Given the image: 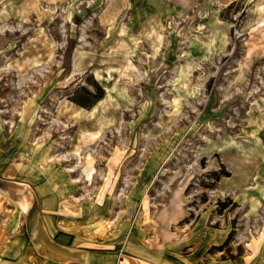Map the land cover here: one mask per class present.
I'll list each match as a JSON object with an SVG mask.
<instances>
[{"label": "rangeland", "instance_id": "1", "mask_svg": "<svg viewBox=\"0 0 264 264\" xmlns=\"http://www.w3.org/2000/svg\"><path fill=\"white\" fill-rule=\"evenodd\" d=\"M49 220L264 264V0H0V264Z\"/></svg>", "mask_w": 264, "mask_h": 264}, {"label": "crops", "instance_id": "2", "mask_svg": "<svg viewBox=\"0 0 264 264\" xmlns=\"http://www.w3.org/2000/svg\"><path fill=\"white\" fill-rule=\"evenodd\" d=\"M50 194L49 191L43 192L42 200H48ZM46 215L48 220L51 216ZM49 224L50 220L47 228L42 229L39 226L36 233H40L37 239L43 240L41 245L47 253V260L55 262V264H198L197 253L177 257L175 252L171 254L163 252L156 258L141 251L127 250L128 252L124 254L123 250L120 253L114 251V244H103L101 239L95 237V232L92 236L87 226L80 222L77 225H67L68 228L61 227L63 229L56 225L54 232L50 229ZM123 249L128 248L125 245ZM201 261V264H239L227 259L216 261L205 258Z\"/></svg>", "mask_w": 264, "mask_h": 264}, {"label": "bare ground", "instance_id": "3", "mask_svg": "<svg viewBox=\"0 0 264 264\" xmlns=\"http://www.w3.org/2000/svg\"><path fill=\"white\" fill-rule=\"evenodd\" d=\"M82 142L84 143V141L82 140ZM93 161H94V159H93V157H92V155L91 154H85L84 155V159H83V164H82V168H83V172H84V175H86V176H90L89 175V171H90V169H91V167H92V165H93ZM101 223V225H102V230H105L106 229V227H107V225H108V223H106V222H104V221H102V222H100Z\"/></svg>", "mask_w": 264, "mask_h": 264}]
</instances>
